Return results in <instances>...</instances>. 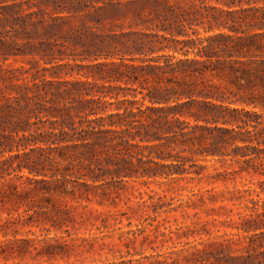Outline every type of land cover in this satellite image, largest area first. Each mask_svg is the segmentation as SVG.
Segmentation results:
<instances>
[{
    "label": "trees",
    "instance_id": "16d2710c",
    "mask_svg": "<svg viewBox=\"0 0 264 264\" xmlns=\"http://www.w3.org/2000/svg\"><path fill=\"white\" fill-rule=\"evenodd\" d=\"M150 1L174 12L170 0ZM195 1L191 12L176 15L175 32L173 25L161 28L162 45L175 46L158 52L171 54L135 65L111 52L120 40L116 34L77 38L96 62H105L83 66V79L68 80L66 66L52 58L57 38L68 39L59 23L65 19L35 10L30 0H0V203L29 193L20 191L24 183L14 174L61 195L72 182L68 173L88 195L107 178L201 179L206 168L198 161L210 158L236 163L233 175L264 178V0H213L225 8ZM185 15L202 18L213 34L179 40L189 37L182 30ZM152 44L146 41V53L153 55ZM19 61L30 66H17ZM121 83L138 84L144 92L135 89L134 100H120L127 91ZM226 90L237 91L238 98L226 104ZM253 184L259 190L246 192L258 200H250L251 213L240 217L238 227L246 254L228 256V262L264 264V233H258L264 180Z\"/></svg>",
    "mask_w": 264,
    "mask_h": 264
},
{
    "label": "rangeland",
    "instance_id": "374dc122",
    "mask_svg": "<svg viewBox=\"0 0 264 264\" xmlns=\"http://www.w3.org/2000/svg\"><path fill=\"white\" fill-rule=\"evenodd\" d=\"M30 1L35 10L65 19L59 23L68 39L57 38L59 46L52 58L66 66L62 74L71 80L81 78L79 74L86 72L81 70L83 66L105 62H96L86 43L77 41L94 34L119 36L111 52L127 63L143 65L147 58L171 54L158 52L161 46H175L173 42L162 45L160 36L166 33L161 28L166 24L170 30L176 15L182 9L191 12L195 0H170L174 12L150 0H58L56 5L48 0ZM195 2L201 5L199 0ZM209 4L225 8L213 0ZM184 18L182 30L189 37H177L179 40L213 34L206 33L208 25L202 18ZM190 18L194 25L188 24ZM146 41H153L155 54L146 53ZM141 42L144 48L138 49ZM16 65L30 66L23 61ZM120 86L127 89L120 92V100H134L135 89L144 92L138 84ZM230 91H225L226 104L238 98L237 91ZM137 100H143V94L138 93ZM198 164L206 168L201 179L196 175L177 182L107 178L93 185L88 195H83L85 187L70 173L72 182L62 195L47 194L36 183L14 174L18 184L24 183L20 191L29 193L0 203V264H239L226 258L246 254V243L238 236L240 217L251 213L247 210L253 206L251 199L258 200L256 194L246 191L258 189L253 183L264 178L233 175L239 166L229 158L199 160ZM260 198L264 200V194ZM261 220L260 234L264 233V218ZM221 244H229L230 249Z\"/></svg>",
    "mask_w": 264,
    "mask_h": 264
}]
</instances>
